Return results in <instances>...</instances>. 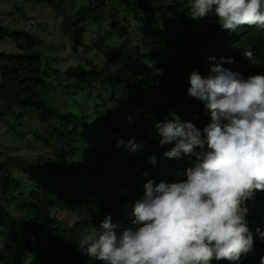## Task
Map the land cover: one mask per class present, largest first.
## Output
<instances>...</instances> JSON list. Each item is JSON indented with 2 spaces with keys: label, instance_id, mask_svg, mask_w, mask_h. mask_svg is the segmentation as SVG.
Masks as SVG:
<instances>
[{
  "label": "trees",
  "instance_id": "16d2710c",
  "mask_svg": "<svg viewBox=\"0 0 264 264\" xmlns=\"http://www.w3.org/2000/svg\"><path fill=\"white\" fill-rule=\"evenodd\" d=\"M21 1L50 7L60 15L70 50L45 62L39 36L43 29L11 26L0 17V42L9 38L16 47L0 49V130L15 146L0 152V264H104L87 260L78 249L80 240L106 215L121 227L131 225L145 182L185 179V169L196 160L195 154L165 157L163 153L173 145L161 146L156 128L157 122L173 120L170 114L175 113L204 135L211 117L204 103L187 93L190 73L199 71L203 76L209 57L223 56L235 61L223 66L244 77L264 74V29L242 26L232 32L223 29L214 14L193 19L191 0H85L72 12L66 10L67 0ZM16 9L15 19H26L23 7ZM147 11L155 13L152 21L134 24ZM88 26V42L97 54L111 62L117 54H128L130 62L116 69V64L100 57L83 58L77 53V64L58 68L59 58L87 47ZM241 30L249 34L230 48ZM134 31L140 37H135L133 46ZM241 47L251 53L250 58L241 55L237 50ZM240 64L246 68H239ZM150 94L155 101L148 100ZM146 101L145 110L136 108ZM129 119L140 132V141L125 126ZM146 126L157 138L143 132ZM118 139H134L139 151L118 146ZM24 142L28 153L18 151ZM107 170L118 172L128 191L109 182ZM246 204L254 238L251 252L257 259L244 256L240 264H259L264 240L255 229H264V191H257ZM61 209L74 217H60Z\"/></svg>",
  "mask_w": 264,
  "mask_h": 264
},
{
  "label": "clouds",
  "instance_id": "9594fccd",
  "mask_svg": "<svg viewBox=\"0 0 264 264\" xmlns=\"http://www.w3.org/2000/svg\"><path fill=\"white\" fill-rule=\"evenodd\" d=\"M11 5L0 10L6 23L18 13L16 5L24 7L26 2L13 3V11ZM189 9L193 19L214 14L220 26L232 32L242 26L264 29V0H191ZM244 30L230 48L247 37ZM134 35L139 32H133L131 45ZM237 50L251 57L242 47ZM209 61L206 76L190 73L187 90L210 114L204 135L175 113L170 114L173 120L156 123L159 144L173 145L163 153L165 157L195 154V162L184 171L186 178L171 183L146 181L143 199L134 204L131 225L121 227L106 215L80 240L82 254L104 264H212L213 260L240 264L253 251L246 201L264 191V74L244 77L231 71L223 65L234 63L232 57L212 56ZM6 117L12 120L10 112ZM117 145L131 152L140 147L134 139H118ZM255 231L264 240V229ZM259 264H264V255Z\"/></svg>",
  "mask_w": 264,
  "mask_h": 264
},
{
  "label": "rangeland",
  "instance_id": "374dc122",
  "mask_svg": "<svg viewBox=\"0 0 264 264\" xmlns=\"http://www.w3.org/2000/svg\"><path fill=\"white\" fill-rule=\"evenodd\" d=\"M84 1L85 0H67V4H66L67 12H72L73 10H76L77 8H79L81 5L84 4ZM113 1H116V0H113ZM11 3L12 5L10 6V9L11 11H13L14 10L13 3L22 4L23 2L21 0H0V10L7 9ZM37 6L38 7H35V6L32 7L29 4L24 5L23 9L25 10L24 13L26 15V19L25 18L20 19L18 22H15L14 20L15 17L17 16V14H14V13L12 14V21H10L9 23L5 22L6 14L0 13V17L3 23L9 24L11 26L15 24H19V26H22L24 24V25H27L26 28L36 29V30L43 29L39 34L40 38L43 40V47H42L43 61L46 62V60H48L52 62L51 60H54V58L56 59V56L58 54H62L64 51L70 50V46L67 44L66 42L67 39L61 30V26H62L61 16L57 14L55 10L53 11V9L50 7H47L44 5H37ZM106 17H107V22H108L110 19L109 18L110 16L108 17V15H106ZM154 17H155V13L146 12L142 15V18L140 19V21L135 22L134 24H140V25L145 24L148 21H151ZM89 36H90V33H89V26H88V28L85 31V38H86L85 42L87 44V47L86 48L80 47L78 50H73L72 52H68L69 58H66V59L59 58L57 65L60 69L69 66L73 61H76V64H77L78 63L77 53L83 58L91 56V55L94 57H100L102 60L106 61L109 65L113 64L114 66V64H116L117 65L116 69L124 68L125 66L123 64L130 62V56L128 54L115 55L116 59L113 62H111L110 59H107L106 57H104L102 54H97L96 50L93 49V47L88 42ZM134 36L139 37L137 35H134ZM136 41L137 40L135 39L133 41V44H135ZM15 48L16 47L14 43L9 38L0 42V49L14 51L16 50ZM115 50H118V49L116 48ZM159 62L164 63L165 61L164 60L162 61L160 59ZM46 65H49V64L46 63ZM200 65H201L200 63H196V66H200ZM208 72H209V67L205 71L203 76H206ZM148 100L151 102L155 101V96L150 94V98ZM82 103H84V101L83 102L81 101V104ZM147 105H148V101H146L143 104H140L136 108H138V110H142V109L145 110ZM122 112L123 111H119V114H122ZM51 126L52 124L49 126V129H51L50 128ZM125 126L126 127L128 126L129 129H132V131L136 135L140 134V132L135 128L132 119H129V121L125 124ZM5 132L6 131L3 129L0 130V152H5V151L8 152L11 149L15 148V146L13 147V145L8 144L10 141H9V138L6 136ZM144 132L146 134L152 135L151 136L152 138L153 136L157 138L155 136V133L152 130L148 129L147 126L145 127ZM34 145H39V143L35 142ZM18 146H19L18 151L22 153H28L25 142L19 144ZM106 177L109 182H112L113 184L117 185L119 191H125L127 189V184L125 180L121 177L120 174H118V172L114 173L112 170H107ZM59 214H60V217L63 216L67 220H71L74 217V215L69 214L64 209H61L59 211ZM125 224H126L125 226H130V225H127V223ZM1 247L2 246L0 245V248ZM85 257L87 258V260L90 259V257H88L87 255H85ZM246 257H248L249 260H252V261L257 259L255 254H253L252 252H249L246 255Z\"/></svg>",
  "mask_w": 264,
  "mask_h": 264
}]
</instances>
